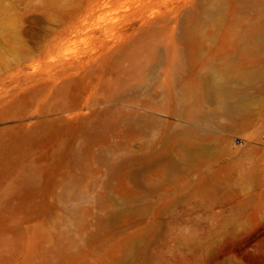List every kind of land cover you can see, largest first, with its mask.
<instances>
[{"label":"rangeland","instance_id":"1","mask_svg":"<svg viewBox=\"0 0 264 264\" xmlns=\"http://www.w3.org/2000/svg\"><path fill=\"white\" fill-rule=\"evenodd\" d=\"M204 1L0 0V264H264V0H226L221 28L185 39ZM180 48L215 59L246 107L207 105V154L186 172L143 170L164 126L133 135L109 108L161 100ZM148 58L157 77L139 91Z\"/></svg>","mask_w":264,"mask_h":264},{"label":"bare ground","instance_id":"2","mask_svg":"<svg viewBox=\"0 0 264 264\" xmlns=\"http://www.w3.org/2000/svg\"><path fill=\"white\" fill-rule=\"evenodd\" d=\"M214 1L216 2V8L208 9L206 7L207 3ZM225 3L226 0H206L201 5L203 9H206L204 16L200 14L196 18V20L191 21L190 15L189 14L186 15L184 21L185 27L182 34L184 38L188 40H195L198 34L200 33L202 26L205 23H209L214 20L216 27L221 28L224 19L226 17L225 9H224ZM251 6L253 5H250V7ZM243 36H244L243 38L244 41L242 42L240 41L239 43L240 44L243 43L242 47L245 50V53L246 54L251 53L252 55L257 54L258 53L257 48L261 46L259 43V39L261 38L260 32L254 28H250L247 30L245 35L243 33ZM251 39L252 40L255 39V42H250ZM240 44L238 45L241 47ZM181 49L182 48L176 49L175 50L176 53L174 54V56H171L174 65L166 72V76L161 83V88L163 91L162 95L156 94V97H161V100L154 101V103L150 105L144 104L140 99L137 100L136 104L138 106L147 107V109L144 110V113L139 112L138 108L129 111H126L121 108L118 109L109 108L110 113H112L111 115L112 119H114L115 122L121 123V125H124L127 128H129V132L133 135L136 134L146 135L154 127L159 125L164 126L165 128L164 146L161 149H153L150 156L146 154H142L140 156L139 160H141L145 164L143 170H146L151 166H159L160 164L165 173H171L177 175L179 173L186 172L187 169L186 166H189L190 163H193L199 157L207 154V148L204 146L205 135L203 134V116L208 113L207 105L214 106L215 108H217L218 111L221 110L227 113L228 115H235L239 112V110L245 109L246 107L245 103L243 102L235 103V104L230 102L229 97L232 90L230 86H228L227 84L228 82L227 83L225 82L227 76L226 71H222L221 70L222 67H219L215 64V59L209 57L205 60H202L203 61L202 64L199 65L198 61L199 59H203V56L200 53L201 52L200 50L195 49L192 52L193 53L192 63L187 64L186 63L187 50L185 51ZM155 51L156 50H153V52ZM161 54H163V52ZM157 56L158 55H156L154 59H157ZM220 56L221 55H219V57ZM147 57L149 56L147 55ZM227 58L231 59L232 56L228 55ZM154 59L152 61H150L151 59H149L147 63L144 62L141 64L140 62L141 65L139 66H140L141 76L140 79L138 78L139 85L137 84L138 87L136 86L138 88L137 90L140 91L142 90L143 87H145V85H147L148 83H152L155 75L154 66H156V64L153 66L155 61ZM244 59L246 60L247 57ZM146 72H147V76L149 74V77H146L145 75ZM189 72L192 74L193 80L195 82L192 85L189 84L186 80V75H187L186 73ZM262 74L263 73H259V75ZM243 75L239 74V76H243ZM132 89L134 90V88ZM156 112H165L166 114L170 113L171 115L175 116L178 119L180 124L173 125L170 123H164V122L162 123V121H160L155 116ZM141 150H142L141 152L144 153V148H142Z\"/></svg>","mask_w":264,"mask_h":264}]
</instances>
